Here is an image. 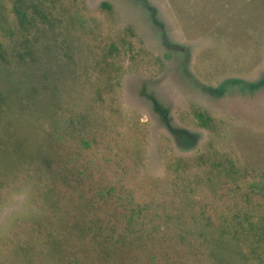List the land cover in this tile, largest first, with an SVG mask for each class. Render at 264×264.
Masks as SVG:
<instances>
[{"label": "rangeland", "instance_id": "1", "mask_svg": "<svg viewBox=\"0 0 264 264\" xmlns=\"http://www.w3.org/2000/svg\"><path fill=\"white\" fill-rule=\"evenodd\" d=\"M72 1L95 30L70 66L73 92L137 167L142 197L173 202L172 216L148 220L142 236L184 232L214 252L216 264H264V210H250L255 224L244 229L252 235L237 240L207 227L193 204L229 186L241 201L264 177V0H146L158 21L131 0ZM150 96L172 127L196 137L189 150L178 148ZM44 172L26 166L0 195V264L58 232L41 199ZM96 215V238L112 247L113 260L134 236L112 226L106 210Z\"/></svg>", "mask_w": 264, "mask_h": 264}, {"label": "trees", "instance_id": "2", "mask_svg": "<svg viewBox=\"0 0 264 264\" xmlns=\"http://www.w3.org/2000/svg\"><path fill=\"white\" fill-rule=\"evenodd\" d=\"M131 1L145 5L157 20L149 2ZM94 36L93 24L72 0H0V195L26 166L42 172L46 167L47 185L40 194L58 228L46 241L29 244L16 260L6 257L1 263L216 264L215 253L190 234L142 236L148 220L172 216L173 202L142 197L135 185L137 167L105 140L98 121L72 90L77 76L70 66ZM108 48L111 55L113 47ZM235 82L257 87L230 81ZM101 94L99 89L98 99ZM149 101L178 148L189 150V139L193 143L196 137L172 127L154 96ZM233 188L194 199L195 212L213 231L247 240L252 234L245 225L255 224L250 210H264V177L249 184L241 201ZM100 210H106L112 226L134 236L115 248L113 260L108 258L112 247L96 238Z\"/></svg>", "mask_w": 264, "mask_h": 264}]
</instances>
